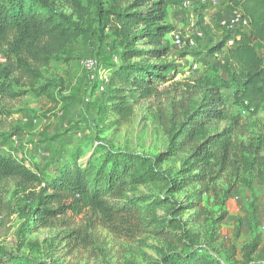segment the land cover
<instances>
[{"label":"rangeland","instance_id":"rangeland-1","mask_svg":"<svg viewBox=\"0 0 264 264\" xmlns=\"http://www.w3.org/2000/svg\"><path fill=\"white\" fill-rule=\"evenodd\" d=\"M49 1L59 12L71 14L67 0ZM95 1L82 0L88 2L87 14L78 22L85 33L41 69L39 78L14 87L26 91L23 95L0 96V153L28 167L39 165L46 179L65 161H76L91 174L99 169L107 173L116 163L126 162L127 185L113 203L137 205L145 229L126 240L100 227L88 230L80 217L74 227L88 230L89 242L74 249L66 239L68 229L37 228L31 213L35 198L28 199L12 182L2 181L0 264H9L11 256L27 264H165L169 257L187 255L214 264H264V109L248 118V132L242 138L261 142L263 160L254 168H244L251 186L237 188L225 198L222 193L218 199L199 198L196 186L183 187L181 179L187 177L192 149L178 152L172 143L174 130L201 109L211 94L219 93L227 119L240 109L232 99L237 85L220 58L210 54L225 36L214 10L195 6L182 11L184 0H171L166 22L177 32L164 39L168 48L164 63L170 70L157 83V93L139 102L129 123L117 125L109 110L110 95L100 89L119 47L112 38L100 42ZM200 13L212 31L202 39L191 36ZM72 20L78 19L72 16ZM175 35L183 39L182 48L174 45ZM187 37L193 46L186 45ZM86 59L94 60L93 72L84 70ZM192 62L198 65L197 71L190 68ZM0 66L12 79L19 77L15 60L4 52H0ZM225 124H214L208 133ZM218 185L225 191L223 182Z\"/></svg>","mask_w":264,"mask_h":264},{"label":"trees","instance_id":"trees-1","mask_svg":"<svg viewBox=\"0 0 264 264\" xmlns=\"http://www.w3.org/2000/svg\"><path fill=\"white\" fill-rule=\"evenodd\" d=\"M88 2L67 0L70 15L59 12L49 0H0V52L12 57L19 77L0 66V96L16 98L26 91L21 82L30 83L40 77L56 56L67 51L83 35L78 21L87 14ZM171 0H96V26L100 42L112 38L119 47L116 61L108 68L109 75L100 90L110 95L109 110L114 123L125 125L134 115L140 101L157 93V83L164 81L170 70L166 65L168 48L164 39L177 32L166 22ZM249 19V32L240 35L233 47H226V37L218 42L210 54L220 58L234 88L232 99L239 112L227 119L219 93L211 94L205 105L194 112L185 123L174 130V150L192 149L188 157L187 177L183 187L194 185L197 196L224 198L237 188L250 187L251 179L244 176L245 166L254 168L263 159L259 155L261 142L243 141L248 130V118L264 109V0H231ZM77 17V21L72 20ZM195 27L203 37L212 33L200 13ZM108 33L103 36V33ZM140 45L143 49H137ZM174 74H176V69ZM10 78V80H9ZM212 92V91H211ZM111 93V94H110ZM226 124L215 133H208L214 124ZM237 156V157H235ZM127 163H116L109 172L99 169L91 174L76 161L58 165L50 179L44 168L28 167L15 157L0 153V182L10 181L17 191L35 198L32 209L37 228L68 229L66 239L76 249L89 242L88 230L100 227L117 238L132 240L145 229L140 208L133 204H115L127 185ZM260 171H257V175ZM225 184V191L219 183ZM83 217L88 230L76 229L75 220ZM223 220L225 217H221ZM83 244V245H82ZM9 264H27L18 257H10ZM165 264H214L195 256L169 257Z\"/></svg>","mask_w":264,"mask_h":264},{"label":"built area","instance_id":"built-area-1","mask_svg":"<svg viewBox=\"0 0 264 264\" xmlns=\"http://www.w3.org/2000/svg\"><path fill=\"white\" fill-rule=\"evenodd\" d=\"M195 6L205 7L210 6L215 13L218 25L222 30V33L226 37V47H233L235 40L240 35H245L249 32V19L239 10L233 8L231 0H184L181 4L182 11L191 10ZM205 19V18H204ZM192 35L196 38H203V34L200 30L192 25ZM188 41L186 45L193 46L194 41L187 37ZM173 43L176 47L182 48L185 43L179 35H175ZM261 55L264 56V48L261 50ZM82 66L86 72H93L95 69V62L92 59H86L83 61ZM190 68L193 71L198 70V65L192 62Z\"/></svg>","mask_w":264,"mask_h":264}]
</instances>
